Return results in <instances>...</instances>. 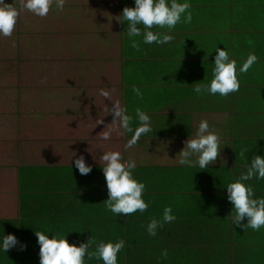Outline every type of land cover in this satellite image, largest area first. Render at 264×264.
Returning a JSON list of instances; mask_svg holds the SVG:
<instances>
[{"label":"crops","instance_id":"crops-1","mask_svg":"<svg viewBox=\"0 0 264 264\" xmlns=\"http://www.w3.org/2000/svg\"><path fill=\"white\" fill-rule=\"evenodd\" d=\"M98 2L107 23H98L96 30L107 32L103 36L113 53L109 59L118 73L116 86L110 84L107 90L116 95L115 104L133 117V129L137 126L135 109L140 108L150 116L153 131L125 147L132 133L124 132L118 121L112 122L110 114L111 128L102 125L110 129L108 140L100 139L96 150L86 152L92 160L86 162L92 165L86 175L64 158L49 162L51 157L41 151L30 162L0 168V237L11 233L17 238L13 247L0 251V264H39L35 230L49 232V238L53 233L65 234L76 245L90 238L89 251L111 238L141 243L134 255L123 254L118 264H264V227L254 231L231 224L232 206L225 187L246 171L253 154L264 155V0H188L191 21L184 23L181 17L168 33L172 41L145 44L144 29L139 26L141 35L132 38L138 48L131 46L126 21L119 16L125 6H134L133 0ZM151 30L168 32L156 25ZM216 46L224 47L230 59L236 60L239 89L227 96L196 94L194 86L212 78ZM250 52L257 61L239 73ZM133 87L140 90L139 96ZM201 119L208 121L209 131L217 133L222 147L216 162L205 169L178 163L179 151L188 136H194ZM100 126L91 125L94 130L87 135L74 133L73 139L83 141L96 135ZM69 136L66 132L65 137ZM111 139L112 144L117 142L122 160L135 161L132 172L141 177L142 197L148 203L144 212L129 214L134 215L130 223L135 226L126 229L125 237L121 222L128 220L112 215L103 202L107 198L101 171L105 162L99 157L113 151L107 149ZM20 167L24 169L19 176ZM244 183L253 186L254 197H264V179L253 177ZM165 206L171 207L176 219L163 224L156 236H149L147 222L160 219ZM113 223L121 233H113ZM164 249L166 257L161 256ZM85 264L102 261L86 256Z\"/></svg>","mask_w":264,"mask_h":264},{"label":"rangeland","instance_id":"rangeland-1","mask_svg":"<svg viewBox=\"0 0 264 264\" xmlns=\"http://www.w3.org/2000/svg\"><path fill=\"white\" fill-rule=\"evenodd\" d=\"M98 1L65 0L58 10L53 0L47 15L39 17L20 8L21 0H4L20 14L12 34L0 36V168L30 162L40 151L49 162H74L81 155L92 161L86 152L96 150L99 135L109 132L103 126L111 128L107 119L116 99L100 90L109 93L118 78L103 36L107 32L96 30L98 23H107ZM89 121L101 125L97 134L73 139L74 133L94 130ZM113 141H107V149L117 151Z\"/></svg>","mask_w":264,"mask_h":264},{"label":"clouds","instance_id":"clouds-1","mask_svg":"<svg viewBox=\"0 0 264 264\" xmlns=\"http://www.w3.org/2000/svg\"><path fill=\"white\" fill-rule=\"evenodd\" d=\"M134 6H125L120 17L126 21V35L133 48H138L139 44L133 37L141 35L143 26V43L157 45L166 44L174 39L168 34L181 21L188 23L192 15L188 0L178 2V0H133ZM65 0H55V8L62 10ZM53 0H21L20 8L26 9L36 16L44 17L49 12ZM20 8L7 4L0 0V36H10L20 14ZM156 25L166 28L168 32L154 33L151 29ZM213 59L212 78L205 84H196L193 91L196 94H209L227 96L229 93L238 91L240 81L237 78L236 60L230 59L228 51L223 47L215 48ZM255 53H248L246 59L240 64L239 73L246 72L255 62ZM132 92L139 96L140 90L132 88ZM102 96L107 97L109 93L104 89L100 90ZM112 115V122H119L120 128L124 132H131L125 147L133 146L142 134L152 132L150 116L140 108L135 109V119L137 126L133 129L131 122L133 117L127 114L125 108L118 104H112L109 108ZM38 117V114H37ZM109 132H103L102 138L107 140ZM220 139L216 132L209 131L208 121L201 119L192 138L184 142L183 148L179 151L181 165L189 167L196 165L199 169H205L210 164L216 162L221 150ZM195 157V159H193ZM99 160L104 161L101 171L103 173L107 198L103 201L107 211L114 216L123 215L125 219L134 212H144L148 203L142 197L145 190L143 181L134 178L132 170L135 168V161L122 160L119 151L102 152ZM75 168L81 175H86L91 171L92 165L86 164L83 155L74 160ZM255 177L256 180L264 179V155L253 154L246 171L240 173L239 177L228 183L226 187V199L230 202L231 224L242 229L251 228L259 230L264 227V197H254L253 186L244 183ZM176 219L170 206L163 208L160 219L151 218L145 226V231L149 236H156L157 230L165 223H170ZM49 233V232H48ZM48 233L35 230L37 244L39 245V264H85V257L88 259H99L102 264H118L117 253L124 247V241L118 239L113 241H100L96 243L95 249L89 251L90 238L79 245L70 244L65 238V234L58 236L53 233L49 238ZM17 243V238L9 233L0 237V251L6 252ZM23 248V245H21ZM161 256H167V250L161 251Z\"/></svg>","mask_w":264,"mask_h":264},{"label":"trees","instance_id":"trees-1","mask_svg":"<svg viewBox=\"0 0 264 264\" xmlns=\"http://www.w3.org/2000/svg\"><path fill=\"white\" fill-rule=\"evenodd\" d=\"M124 91H126V89L125 90H123V93H124ZM22 167H20L19 168V173H18V175L20 176V169H21ZM22 169H24V168H22ZM22 169H21V172H22ZM22 174V173H21ZM133 176H134V178L135 179H137L138 181H139V178H141L140 176L139 177H137L136 175H135V173L133 174ZM104 180V179H103ZM145 182V181H144ZM107 193V192H106ZM144 199V198H143ZM206 200H209V199H206ZM136 213V212H135ZM135 213H133V214H135ZM113 215V214H112ZM134 216V215H133ZM133 216H129V217H127L126 218V220H128L127 222H125L124 221V223H122L121 222V229H120V231L122 232V237H125L126 235H127V233H125V232H127L126 231V229H128L129 227H132V226H135V224L134 223H130V220L133 218ZM134 220V219H133ZM112 222H114V220L112 219ZM112 227H113V233H115V231L117 232V233H121L120 231H119V229H118V225H116V224H112ZM118 230V231H117ZM122 240L124 241V247L117 253V260H119L120 258H122L123 257V254H125V255H129V254H131V255H134V253H135V251H136V249L138 248V249H140L142 246H141V243H139L138 241H135V240H132V238H122ZM110 241H113V242H115V238H111V240ZM141 246V247H140ZM124 251V252H123Z\"/></svg>","mask_w":264,"mask_h":264}]
</instances>
